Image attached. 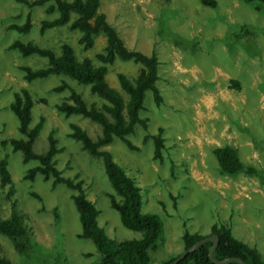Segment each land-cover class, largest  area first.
<instances>
[{"label":"rangeland","instance_id":"1","mask_svg":"<svg viewBox=\"0 0 264 264\" xmlns=\"http://www.w3.org/2000/svg\"><path fill=\"white\" fill-rule=\"evenodd\" d=\"M100 1L99 11L118 29L125 44L156 55L160 61L157 85L163 102L158 106L153 92L146 91L140 116L148 119V128L136 125L128 136L139 150L129 149L118 138L104 147L140 187L142 212L156 214L163 222L164 247L152 253L151 264L182 252L185 230L207 234L214 223L229 225L237 239L256 247L264 257V14L241 0H216L215 7L202 0ZM28 14V33L9 28L23 24ZM55 16L57 13L48 14L45 7L0 0V160L7 157L12 176L9 184L0 179V213L8 217L16 202L35 243L31 251L21 254L0 234V256L18 264H90L101 256L92 240L78 236L82 226L73 191L65 184L53 187L52 181L41 175L26 179L27 170L38 161L25 163L22 152L2 143L23 138L10 107L23 87L34 100L30 125L45 119L34 151H46L48 136L54 131L63 149L56 155L57 167L65 177L83 183L87 197L99 210L98 221L106 234L117 241L143 234L125 227L119 212L111 207L109 195L115 191L102 158L90 156L69 136L71 123L80 125L93 139L101 134L100 125L78 114L66 117L59 112L56 104L68 97L70 90L55 92L53 88L67 82L89 106L101 105L103 99L88 85L63 74L27 82L20 67H45L47 58L22 56L8 48L20 40L60 54L61 45L67 43L77 59L88 57L95 62L96 54L106 45L105 36H96L94 46L86 50L79 43L80 30H70L67 25L42 34V20ZM241 26L255 31L240 36ZM138 70L133 60L117 59L108 65L106 79L127 101L117 73L124 72L133 80ZM232 79L240 82L239 89L231 87ZM43 98L46 103L40 102ZM160 127L164 148L162 157L155 158L151 136ZM224 145L235 147L244 165L254 167L255 172L223 173L213 149Z\"/></svg>","mask_w":264,"mask_h":264},{"label":"trees","instance_id":"2","mask_svg":"<svg viewBox=\"0 0 264 264\" xmlns=\"http://www.w3.org/2000/svg\"><path fill=\"white\" fill-rule=\"evenodd\" d=\"M29 8L45 7L48 14L57 13L52 19H43L41 22V33L47 29L67 25L70 30H80L79 43L88 50L95 44V37L103 34L106 38V45L103 52L96 54L95 62L91 58L85 57L77 59L73 48L63 43L61 53L56 54L54 50L42 47L34 42H22L15 40L9 45V49L17 50L22 56L37 54L48 60L47 66L33 68L22 65L24 79L32 82L38 78H46L54 74H63L80 84L90 87L93 94H97L103 99L101 105L93 103L89 106L83 99L80 92L76 91L69 83L63 82L53 88V91L60 92L64 89L70 90V95L61 103L56 104L59 112L66 117L78 114L89 118L101 127V134L93 139L88 132L76 123H71L69 136L81 143L82 149L92 157H101L105 173L115 191L110 194L111 207L119 212L122 224L131 229L143 232L142 237L123 241L111 239L99 224V210L95 204L87 197L83 183L73 178L65 177L63 172L57 167L56 155L63 149L58 146V139L52 131L48 136V148L46 151L37 153L33 149V144L39 132L43 128L45 119L40 120L31 126L32 107L34 100L29 90L23 87L15 94L11 103V109L19 120V132L23 138H11L4 140L3 145L10 144L13 151L22 152L25 163L37 160L38 164L29 168L25 178L33 180L37 175H41L44 180L52 181V186L65 184L73 191L71 197L79 213L82 232L79 238L92 240L95 244L100 258L90 264H151L152 253L164 247V225L160 217L153 213L142 212L141 189L119 166L112 153L104 148L109 145L114 138L120 139L129 149L139 150L128 136L135 132L136 125L148 128V119L140 116V111L144 109V99L146 91L151 90L154 94V101L159 106L163 102L161 90L157 85L160 78V61L156 55H148L140 50L128 47L118 29L112 25L104 12L99 11L100 0H16ZM264 14V0H241ZM207 6L215 7L216 0H202ZM75 14V15H74ZM9 28L20 33H28L31 29V15L28 14L23 24H11ZM254 29L241 26V34L250 35ZM117 59L133 60L139 65L137 76L132 80L124 72H118L117 78L122 90L128 95L126 101L123 94L112 88L106 79L108 65L115 63ZM231 87L240 88V82L232 79ZM46 103V100L40 99ZM163 128H159L157 134L151 137L155 143V158L162 157L164 148ZM148 135L147 138H149ZM213 153L219 163L223 173L235 175L246 171L254 173L255 168L245 166L238 150L230 145L217 146ZM0 179L2 184L12 182V176L8 168L7 157L0 160ZM0 234L11 240L17 252L21 254L31 251L35 245L32 233L25 225L22 215L17 210L16 202L12 203L11 213L8 217H3L0 213ZM217 235L219 242L214 252L216 259L237 257L246 264H264V257L261 252L253 246L237 239L229 225L225 223H214L209 233L190 232L185 230L183 239V250L189 248L200 239ZM213 245L212 241L202 244L197 250L189 253L178 264H216L209 252ZM181 253V252H180ZM180 253L172 254L164 259L160 264H169L174 261ZM0 264H18L12 260L0 256ZM226 264H241L239 262H229Z\"/></svg>","mask_w":264,"mask_h":264},{"label":"water","instance_id":"3","mask_svg":"<svg viewBox=\"0 0 264 264\" xmlns=\"http://www.w3.org/2000/svg\"><path fill=\"white\" fill-rule=\"evenodd\" d=\"M208 241H212L213 242V245L210 249V252H209V256L211 258V260L216 263V264H226V263H229V262H239L241 264H246L242 259L240 258H237V257H231V258H225V259H216L214 257V252H215V249L217 247V244L219 242V237L217 235H211V236H207V237H204L202 239H200L199 241H197L196 243H194L192 246H190L189 248L183 250L178 256L177 258L172 261L171 263L169 264H178L182 259H184L189 253H192L194 252L195 250H197L202 244L208 242Z\"/></svg>","mask_w":264,"mask_h":264}]
</instances>
